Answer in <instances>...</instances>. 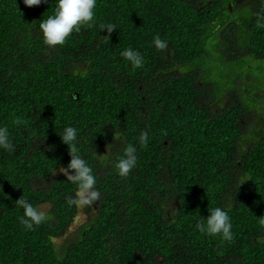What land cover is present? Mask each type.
Here are the masks:
<instances>
[{
  "label": "trees",
  "instance_id": "1",
  "mask_svg": "<svg viewBox=\"0 0 264 264\" xmlns=\"http://www.w3.org/2000/svg\"><path fill=\"white\" fill-rule=\"evenodd\" d=\"M225 8L97 0L92 26L49 46L39 25L55 0H0V126L13 143L0 149V264H264V138L240 147L241 106L233 99L214 110V89L200 83L204 31ZM107 23L111 34L101 30ZM246 32V52L264 59V0ZM156 36L166 48L154 46ZM129 47L142 67L121 56ZM195 60L188 73L176 66ZM66 126L77 129L100 197L84 208L77 238L58 246L78 216L67 202L78 185L60 171L71 159L59 135ZM129 145L137 165L121 177L115 163ZM21 197L41 211L47 204L48 219L25 228ZM215 207L230 217L231 241L196 228Z\"/></svg>",
  "mask_w": 264,
  "mask_h": 264
},
{
  "label": "clouds",
  "instance_id": "2",
  "mask_svg": "<svg viewBox=\"0 0 264 264\" xmlns=\"http://www.w3.org/2000/svg\"><path fill=\"white\" fill-rule=\"evenodd\" d=\"M45 2H47V0H24L25 5L29 7L38 6ZM260 5L261 0H258V5L253 4V6L256 7L255 10L258 9ZM96 6L97 0H55L54 13L48 16L47 19L42 20L39 25L44 43L49 46L63 45L73 32H79L83 26H92V24L95 23L94 17ZM229 8L231 9V5ZM105 29L107 30L108 34H111L117 28L114 24L107 23L101 25V30ZM153 43L158 49H164L167 47L166 41L162 40L159 36L154 37ZM121 56L130 62L133 68L143 66L144 61L139 50L129 47L121 53ZM182 65L176 66L182 67ZM201 84L204 86L206 83L201 81ZM230 102L228 106H226L225 103L224 108L230 107ZM242 110L243 109H241V112ZM239 116L242 119H251V117L246 116V114H241ZM254 122L255 121L252 119V124ZM23 123L24 121H22L20 118H16V125H21ZM240 123H243V121H240ZM256 125L257 126H255V128L259 126L258 123ZM240 130L243 132L241 135L240 147H245V143L253 146L252 139L248 141L249 137H244V139L242 138L243 135L248 133V129L244 130V128L241 127ZM59 135L61 136L62 141L68 145L69 154L71 157L67 167H62L60 171L64 173V175L67 177V180L78 185V190L75 196H70L67 202L69 205L76 206H80L82 204L90 205L93 202L99 200L100 193L95 188L97 178L95 175H93L92 168L80 155V151L77 147V129L74 126H66ZM148 140V133L141 132L139 136L140 144L146 146ZM0 149L5 151L13 150L12 139L6 126H0ZM136 152L137 149L133 145H129L125 148L124 156L118 159V161L115 163V168L117 169L118 175L121 177H126L129 175L131 170L136 167ZM69 170H74V173L70 172ZM17 204L23 208V215L19 217V221L28 230H32L34 226H38L48 219L45 212L41 211L38 206H34L23 197L17 200ZM196 228L201 233L211 236L219 235L225 241H231L233 239L230 217L227 211L221 207H215L214 209H211L206 217V221H198Z\"/></svg>",
  "mask_w": 264,
  "mask_h": 264
},
{
  "label": "rangeland",
  "instance_id": "3",
  "mask_svg": "<svg viewBox=\"0 0 264 264\" xmlns=\"http://www.w3.org/2000/svg\"><path fill=\"white\" fill-rule=\"evenodd\" d=\"M226 5L219 17L207 26L204 31L203 56L198 60L202 80L208 84L204 85L214 88L212 101L214 110L226 106H241V114L251 117L243 119L244 130L248 129L249 124L254 119V126L257 120L264 122V59H259L254 54L246 52V38L248 37L246 28L251 22L255 6L258 0H221ZM253 3V4H252ZM231 5V9L229 8ZM231 40L236 41L233 45ZM240 49V55L234 59V49ZM233 49V51H232ZM197 60L185 67H179L182 73H188L196 67ZM207 88V89H208ZM251 138L253 144H257L259 139L253 133L243 135ZM249 149L251 145L245 143ZM43 211H49V206H41ZM86 205L78 206V216L71 224L67 232L59 237L56 242L58 246L74 241L77 238V228L86 219L84 211Z\"/></svg>",
  "mask_w": 264,
  "mask_h": 264
},
{
  "label": "flooded vegetation",
  "instance_id": "4",
  "mask_svg": "<svg viewBox=\"0 0 264 264\" xmlns=\"http://www.w3.org/2000/svg\"><path fill=\"white\" fill-rule=\"evenodd\" d=\"M185 66L186 65L184 64V66H182V67H185ZM200 83H201V81H200ZM224 107H225V103H223L222 107L218 110H221ZM238 120H239V122L243 121V123H240V126L242 128H244L246 122L240 116H239ZM257 123L259 125L257 128H255L254 124H252V123L249 124L248 132L253 133L256 136V138H258V139L264 138V122H263V120H257ZM257 123H255V124H257ZM250 140H251V138H248V141H250Z\"/></svg>",
  "mask_w": 264,
  "mask_h": 264
},
{
  "label": "bare ground",
  "instance_id": "5",
  "mask_svg": "<svg viewBox=\"0 0 264 264\" xmlns=\"http://www.w3.org/2000/svg\"><path fill=\"white\" fill-rule=\"evenodd\" d=\"M249 1V0H248Z\"/></svg>",
  "mask_w": 264,
  "mask_h": 264
}]
</instances>
